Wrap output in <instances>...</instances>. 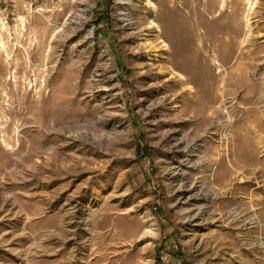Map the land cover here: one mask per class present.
Segmentation results:
<instances>
[{
  "label": "rangeland",
  "instance_id": "374dc122",
  "mask_svg": "<svg viewBox=\"0 0 264 264\" xmlns=\"http://www.w3.org/2000/svg\"><path fill=\"white\" fill-rule=\"evenodd\" d=\"M119 2L0 0V264L76 189L116 263L264 264V0Z\"/></svg>",
  "mask_w": 264,
  "mask_h": 264
},
{
  "label": "crops",
  "instance_id": "0c3cea01",
  "mask_svg": "<svg viewBox=\"0 0 264 264\" xmlns=\"http://www.w3.org/2000/svg\"><path fill=\"white\" fill-rule=\"evenodd\" d=\"M32 195L35 197V193H32L26 198L28 199V197H32ZM77 195L78 190H72L68 194L69 199L65 200V202H62L61 199H59L57 203L51 202L46 205V207L51 209L52 212L50 213V216L44 219L45 232L52 235L54 237L53 239L57 237L64 238L66 245H69V249H55L56 251H52L54 249H47L46 252L50 250L52 255L64 253L65 256L63 260L58 264H123L121 262H115V254L119 252L116 251V249H110L107 247L104 249H95V247H93L95 243L93 244L92 240L89 241L84 247L79 245L81 242H87L88 239H91L96 232L94 229H97L99 225L104 227L107 226L108 223L107 221H104L103 218L97 217L95 215H90L89 217L84 218L82 213L78 211V206L75 202L76 200H74ZM11 205L14 204H10V208ZM24 206H26V204H22V207ZM67 206H69V208H67ZM57 208L59 211L55 213ZM24 210L26 216L31 214V212L33 213L37 211L36 208ZM37 212L39 213V210ZM39 214H37L38 217ZM13 218L14 217L12 213L8 218L10 221H12L11 223H14V227H12L11 232L9 234L3 235L0 238L4 243L7 244V246L10 243L18 241L20 233L22 234L25 232L23 226L27 225V223L25 225L24 223H16ZM67 239L70 242L67 243Z\"/></svg>",
  "mask_w": 264,
  "mask_h": 264
},
{
  "label": "bare ground",
  "instance_id": "6f19581e",
  "mask_svg": "<svg viewBox=\"0 0 264 264\" xmlns=\"http://www.w3.org/2000/svg\"><path fill=\"white\" fill-rule=\"evenodd\" d=\"M135 0H120V4L121 5H123V6H126V7H128V6H131L132 4H133V2H134ZM87 9L88 8H85L83 11H82V13H81V15L79 16V17H77L78 18V20H79V23L80 24H84V22H85V18H84V14L87 12ZM146 46L149 48L148 50H152V47H151V44H146ZM53 117V114H51L50 113V111H48L46 114H45V116L41 119V121H39V122H41L43 125H47V122H48V119L49 118H52ZM53 119V118H52ZM57 121H60L59 119H56Z\"/></svg>",
  "mask_w": 264,
  "mask_h": 264
}]
</instances>
